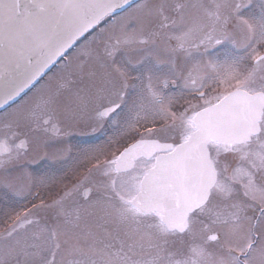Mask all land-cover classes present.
<instances>
[{
  "label": "snow or ice",
  "instance_id": "6c2138e0",
  "mask_svg": "<svg viewBox=\"0 0 264 264\" xmlns=\"http://www.w3.org/2000/svg\"><path fill=\"white\" fill-rule=\"evenodd\" d=\"M0 264H264V0H0Z\"/></svg>",
  "mask_w": 264,
  "mask_h": 264
},
{
  "label": "rangeland",
  "instance_id": "374dc122",
  "mask_svg": "<svg viewBox=\"0 0 264 264\" xmlns=\"http://www.w3.org/2000/svg\"><path fill=\"white\" fill-rule=\"evenodd\" d=\"M103 137L101 136L100 138H90L86 140H81V139H73L72 143L74 145H79V146H89L93 144L100 143L102 141ZM34 167H39V165H34Z\"/></svg>",
  "mask_w": 264,
  "mask_h": 264
},
{
  "label": "flooded vegetation",
  "instance_id": "af4514ba",
  "mask_svg": "<svg viewBox=\"0 0 264 264\" xmlns=\"http://www.w3.org/2000/svg\"><path fill=\"white\" fill-rule=\"evenodd\" d=\"M101 136L99 134H94L91 132H85L84 134H75L71 137V141L73 139H81V140H86V139H90V138H100Z\"/></svg>",
  "mask_w": 264,
  "mask_h": 264
}]
</instances>
